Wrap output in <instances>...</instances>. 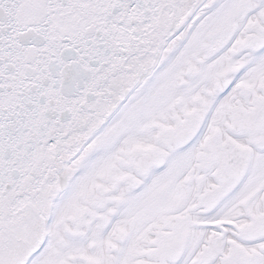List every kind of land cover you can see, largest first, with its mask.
Returning <instances> with one entry per match:
<instances>
[{"label": "snow or ice", "instance_id": "obj_1", "mask_svg": "<svg viewBox=\"0 0 264 264\" xmlns=\"http://www.w3.org/2000/svg\"><path fill=\"white\" fill-rule=\"evenodd\" d=\"M0 264H264V0H0Z\"/></svg>", "mask_w": 264, "mask_h": 264}]
</instances>
